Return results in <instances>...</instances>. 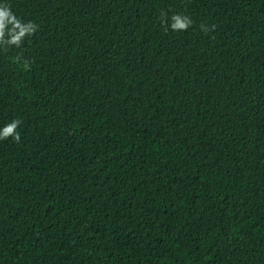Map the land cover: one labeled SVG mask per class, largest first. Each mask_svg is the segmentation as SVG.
Returning <instances> with one entry per match:
<instances>
[{"label": "trees", "instance_id": "obj_1", "mask_svg": "<svg viewBox=\"0 0 264 264\" xmlns=\"http://www.w3.org/2000/svg\"><path fill=\"white\" fill-rule=\"evenodd\" d=\"M0 3V264H264V0Z\"/></svg>", "mask_w": 264, "mask_h": 264}, {"label": "clouds", "instance_id": "obj_2", "mask_svg": "<svg viewBox=\"0 0 264 264\" xmlns=\"http://www.w3.org/2000/svg\"><path fill=\"white\" fill-rule=\"evenodd\" d=\"M166 15V14H165ZM171 30L175 32L187 31L193 21L181 14H173L171 17ZM214 27V26H213ZM38 25L33 21L24 22L12 11L10 5L0 3V47L7 48L15 46L19 48L26 37L32 36L37 31ZM212 29L206 25H201V31L208 32ZM20 57H15L14 62H19ZM24 68H29L28 61H24ZM21 124L20 119H14L11 123L4 125L0 129V140L11 137L15 142H20V133L17 128Z\"/></svg>", "mask_w": 264, "mask_h": 264}]
</instances>
